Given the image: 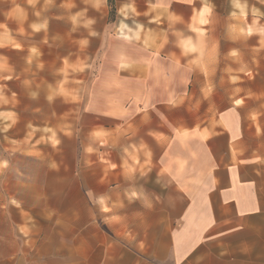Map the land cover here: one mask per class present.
I'll list each match as a JSON object with an SVG mask.
<instances>
[{
    "label": "crops",
    "instance_id": "0c3cea01",
    "mask_svg": "<svg viewBox=\"0 0 264 264\" xmlns=\"http://www.w3.org/2000/svg\"><path fill=\"white\" fill-rule=\"evenodd\" d=\"M107 2L0 0V264H264V0ZM52 152L59 247L7 187Z\"/></svg>",
    "mask_w": 264,
    "mask_h": 264
},
{
    "label": "rangeland",
    "instance_id": "374dc122",
    "mask_svg": "<svg viewBox=\"0 0 264 264\" xmlns=\"http://www.w3.org/2000/svg\"><path fill=\"white\" fill-rule=\"evenodd\" d=\"M107 9L110 13L112 12L108 2ZM86 38L87 48L90 50L91 44H96L97 40L94 38L92 43L90 37ZM102 39L99 40L100 50L103 43L113 42V37H103ZM87 53H84V56L85 54L90 55V52ZM49 163V165L41 166L36 160L33 162L15 160L14 165L9 164L7 174H10L12 166L17 170L16 174L23 175L12 176V181H7V187L15 182L24 185L19 194L33 213L34 234L45 239L47 246L59 247L62 238L68 233L66 221L79 209L80 196L73 175L75 172L74 163L65 164L64 160L53 152ZM65 167L68 170H65ZM4 198L11 203L9 197Z\"/></svg>",
    "mask_w": 264,
    "mask_h": 264
},
{
    "label": "trees",
    "instance_id": "16d2710c",
    "mask_svg": "<svg viewBox=\"0 0 264 264\" xmlns=\"http://www.w3.org/2000/svg\"><path fill=\"white\" fill-rule=\"evenodd\" d=\"M108 3L110 5V7L112 8V12H113V2H112V0H108Z\"/></svg>",
    "mask_w": 264,
    "mask_h": 264
}]
</instances>
